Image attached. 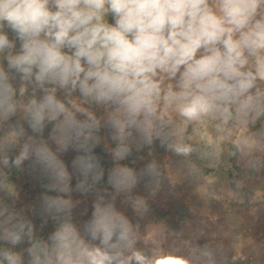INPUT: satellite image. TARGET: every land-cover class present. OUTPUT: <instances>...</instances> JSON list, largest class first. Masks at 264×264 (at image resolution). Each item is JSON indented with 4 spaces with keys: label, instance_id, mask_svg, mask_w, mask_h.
Listing matches in <instances>:
<instances>
[{
    "label": "clouds",
    "instance_id": "obj_1",
    "mask_svg": "<svg viewBox=\"0 0 264 264\" xmlns=\"http://www.w3.org/2000/svg\"><path fill=\"white\" fill-rule=\"evenodd\" d=\"M175 117H264V0H0V264H185L138 247L161 171L132 159L189 156Z\"/></svg>",
    "mask_w": 264,
    "mask_h": 264
},
{
    "label": "rangeland",
    "instance_id": "obj_2",
    "mask_svg": "<svg viewBox=\"0 0 264 264\" xmlns=\"http://www.w3.org/2000/svg\"><path fill=\"white\" fill-rule=\"evenodd\" d=\"M174 123L173 139L193 147L189 156L157 141L132 157L137 168L155 160L161 171L158 187L141 182L136 189L149 209L138 221V247L185 264H264V117L226 125L175 117ZM39 185L38 177L21 172L18 206L38 204ZM124 210L137 222L130 207ZM51 230L50 223L42 234Z\"/></svg>",
    "mask_w": 264,
    "mask_h": 264
},
{
    "label": "trees",
    "instance_id": "obj_3",
    "mask_svg": "<svg viewBox=\"0 0 264 264\" xmlns=\"http://www.w3.org/2000/svg\"><path fill=\"white\" fill-rule=\"evenodd\" d=\"M20 177H21V172H17L14 169L11 171V173L9 175V181L13 185L17 196H18V192H19ZM39 186H40V191H41L42 190L41 182H40Z\"/></svg>",
    "mask_w": 264,
    "mask_h": 264
}]
</instances>
